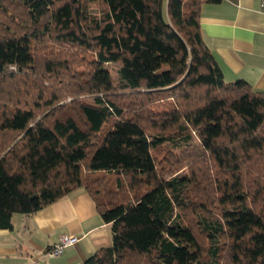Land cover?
<instances>
[{
    "label": "trees",
    "instance_id": "obj_1",
    "mask_svg": "<svg viewBox=\"0 0 264 264\" xmlns=\"http://www.w3.org/2000/svg\"><path fill=\"white\" fill-rule=\"evenodd\" d=\"M222 0H0V230L82 189L85 264H264V92L226 82Z\"/></svg>",
    "mask_w": 264,
    "mask_h": 264
},
{
    "label": "crops",
    "instance_id": "obj_2",
    "mask_svg": "<svg viewBox=\"0 0 264 264\" xmlns=\"http://www.w3.org/2000/svg\"><path fill=\"white\" fill-rule=\"evenodd\" d=\"M262 0H222L200 11L202 38L226 82L243 80L264 92V11ZM12 227L0 230V264H85L112 244L105 224L82 189L31 215L14 214ZM74 237L60 257L48 255L63 237ZM51 260L53 262H51Z\"/></svg>",
    "mask_w": 264,
    "mask_h": 264
},
{
    "label": "built area",
    "instance_id": "obj_3",
    "mask_svg": "<svg viewBox=\"0 0 264 264\" xmlns=\"http://www.w3.org/2000/svg\"><path fill=\"white\" fill-rule=\"evenodd\" d=\"M260 6L264 11V0H262V4ZM75 242L76 238L74 237H63L49 250L48 255L51 257H57L61 255L68 246L74 244Z\"/></svg>",
    "mask_w": 264,
    "mask_h": 264
},
{
    "label": "rangeland",
    "instance_id": "obj_4",
    "mask_svg": "<svg viewBox=\"0 0 264 264\" xmlns=\"http://www.w3.org/2000/svg\"><path fill=\"white\" fill-rule=\"evenodd\" d=\"M57 257H60V256H57ZM57 257H53V258H57ZM51 262H53V261L51 260Z\"/></svg>",
    "mask_w": 264,
    "mask_h": 264
}]
</instances>
